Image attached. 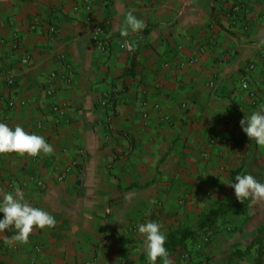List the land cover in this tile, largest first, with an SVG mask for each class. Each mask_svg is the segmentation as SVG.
Masks as SVG:
<instances>
[{
    "label": "crops",
    "instance_id": "crops-1",
    "mask_svg": "<svg viewBox=\"0 0 264 264\" xmlns=\"http://www.w3.org/2000/svg\"><path fill=\"white\" fill-rule=\"evenodd\" d=\"M233 2L0 0V122L53 147L0 154V198L20 190L57 220L34 226L27 243L0 232V264H148L136 228L149 220L167 239L193 229L168 250L172 264H186L183 252L189 264H264V201L197 228L202 213L233 202L236 175L264 182V147L239 123L264 109V0H248L237 22ZM130 10L146 27L123 36Z\"/></svg>",
    "mask_w": 264,
    "mask_h": 264
},
{
    "label": "clouds",
    "instance_id": "clouds-1",
    "mask_svg": "<svg viewBox=\"0 0 264 264\" xmlns=\"http://www.w3.org/2000/svg\"><path fill=\"white\" fill-rule=\"evenodd\" d=\"M146 27L145 22L138 18L133 11H128L124 18V27L121 34L127 36L129 30L133 33L141 32ZM125 47L129 52L136 50V44L126 42ZM240 127L247 137L256 145L264 147V109L253 110L249 115L240 120ZM16 152L35 157L41 154L51 155L52 145L46 139L34 133L26 132L22 126L14 128L4 122H0V154ZM228 185L234 190L238 201L243 203L252 198L264 201V182L258 180L251 173L238 174L234 181ZM0 232L13 228L14 234L7 239V243L14 244L19 241L28 242L29 235L35 228H53L57 220L46 210L33 206L26 202L20 190L15 194H4L0 198ZM143 235V251L148 264H172L169 251L165 244L167 235L162 230V225L153 220L139 223L136 228Z\"/></svg>",
    "mask_w": 264,
    "mask_h": 264
},
{
    "label": "built area",
    "instance_id": "built-area-1",
    "mask_svg": "<svg viewBox=\"0 0 264 264\" xmlns=\"http://www.w3.org/2000/svg\"><path fill=\"white\" fill-rule=\"evenodd\" d=\"M248 2V0H235V2L232 3L231 7L229 8V18L230 20L232 21H239V15L240 13L244 10V7H245V4ZM53 30V29H52ZM23 63H27L28 62V58H25L24 60H22ZM250 68H252V65L250 66ZM55 75L54 74H51V77L53 78ZM4 81H5V84L8 88L12 89L14 88L15 86V79L13 76L9 75V74H5V77H4ZM242 87L244 89H247L248 88V83L246 81H243L242 82ZM53 91L51 89H48L47 90V94L48 95H52ZM110 100H111V96L106 94V95H103L100 97L99 99V104L101 107H107L110 103ZM7 105L8 107L12 108L14 107L15 105V102H14V98H10L7 102ZM55 111L57 112H60L61 109L54 106L53 107ZM63 179V176H60L58 177V180H62ZM36 183L38 184V186H41L42 185V182L41 181H36ZM8 231H10V228L9 229H6ZM211 241V238L209 235H202L200 237V239L195 242V246H194V250L196 252H199V253H202L204 251V248L210 243ZM181 259L187 264L190 263L191 261V255L189 252H183L181 254ZM194 264H215L212 260H210L209 258H203V259H200L198 260L197 262H195Z\"/></svg>",
    "mask_w": 264,
    "mask_h": 264
},
{
    "label": "trees",
    "instance_id": "trees-1",
    "mask_svg": "<svg viewBox=\"0 0 264 264\" xmlns=\"http://www.w3.org/2000/svg\"><path fill=\"white\" fill-rule=\"evenodd\" d=\"M235 178V177H234ZM234 181V179H233ZM233 194V202L229 204H221L215 209H211L207 211L206 213H202L199 217L197 228H204L207 226H210L214 223V221L219 217L222 216L229 211L237 208H241L240 206L242 203L238 201L234 195V190L232 189ZM245 200L244 202H246ZM243 202V203H244ZM193 236V229L189 227H179L174 231H171L169 233V237L166 241V248L168 250H174L181 244H183L187 239L192 238ZM256 264H259L256 262Z\"/></svg>",
    "mask_w": 264,
    "mask_h": 264
}]
</instances>
